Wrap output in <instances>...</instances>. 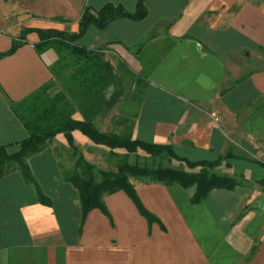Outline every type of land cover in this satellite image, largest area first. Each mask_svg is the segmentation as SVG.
Instances as JSON below:
<instances>
[{
  "label": "crops",
  "instance_id": "1",
  "mask_svg": "<svg viewBox=\"0 0 264 264\" xmlns=\"http://www.w3.org/2000/svg\"><path fill=\"white\" fill-rule=\"evenodd\" d=\"M46 1H60L63 10L41 13L36 0H11L18 7L0 15V53L24 29L76 32L84 7L97 11L110 3L129 13L135 7V0ZM144 6L141 21L90 26L76 43L104 49L112 67L108 55L114 52L132 69L129 59L135 62L133 56L154 49L150 42L164 39L154 60L169 47L147 74L131 137L169 145L189 162L227 156L212 174L237 186L211 190L190 204L194 187L129 178L160 225H148L122 191L102 197L106 215L93 209L80 225L77 192L60 175V168L74 169L73 153L57 134L25 159L47 206L18 172L0 178V264H264V0H145ZM37 41L36 33H27L13 53L0 58V146L8 154L26 137L8 101L46 84L56 60L52 50L37 54ZM140 67L136 63L130 71L139 74ZM112 115L118 117L117 106L104 117ZM73 119L81 117L75 113ZM99 120L92 123L101 131ZM71 138L78 154L100 170L109 150L78 131Z\"/></svg>",
  "mask_w": 264,
  "mask_h": 264
},
{
  "label": "trees",
  "instance_id": "2",
  "mask_svg": "<svg viewBox=\"0 0 264 264\" xmlns=\"http://www.w3.org/2000/svg\"><path fill=\"white\" fill-rule=\"evenodd\" d=\"M144 1L135 0L131 13L120 5L110 3L104 4L97 11L84 7L76 32L24 29L11 41L10 48L0 53V58L13 53L23 43L25 35L34 32L38 36V41L33 45L35 52L40 54L52 50L56 56V60L49 67L51 77L46 84L18 102L8 101V107L25 130L26 137L18 142V150L15 153L8 154L6 146H0V178L11 172H18L23 180L34 188L37 201L47 206L48 200L41 194L25 159L40 152L55 135L62 134L75 159L74 169L64 171L60 168V175L62 181L70 184L77 192L80 225L85 215L93 209H98L106 215L102 197L118 191L126 194L148 225L158 223L138 201L129 178L163 186L176 184L183 189L194 187L189 199L190 204L200 203L211 190L230 191L238 184L230 177L209 174L206 171L219 166L227 156L214 161L189 162L175 155L169 145L145 143L131 137L133 120L146 88L147 74L155 62L144 66L143 74L132 73L123 63L117 65L115 73L109 62L104 60V49L91 50L76 43L90 26L102 29L117 19L141 21L146 16ZM168 47L169 45H165L164 49ZM116 106V125L121 128L120 131L116 134L99 131L93 125V119L106 116ZM75 113L80 115V120L73 119ZM73 131H78L92 144L102 146L111 153L123 150L124 155H128L139 150L153 157L163 153L183 163L190 170L197 167L200 170L185 172L170 168L148 169L127 163L119 165L115 172L96 170L72 146Z\"/></svg>",
  "mask_w": 264,
  "mask_h": 264
},
{
  "label": "rangeland",
  "instance_id": "3",
  "mask_svg": "<svg viewBox=\"0 0 264 264\" xmlns=\"http://www.w3.org/2000/svg\"><path fill=\"white\" fill-rule=\"evenodd\" d=\"M22 3H25V2H22ZM17 7L18 5L16 3L12 4L11 0H0V15H6L11 10L17 9ZM35 8L38 12H41V13L43 11L58 13L63 10V6L61 5L60 1H55V2L53 1V3L51 4L46 0H36ZM164 42H165L164 39H157L155 41L150 42L149 47H154V49L153 50L144 49L142 54L140 53V54H137L136 56L132 55L135 62H133L132 59H129V64L132 66V69L128 65H126L127 68L129 70H133V68L136 66V63H139L141 67L140 69H138V73L143 74L145 70L144 66H150L153 63L154 56L158 55V53L161 51L162 45L164 44ZM108 57L112 61L114 72L116 73L117 65L122 63L123 60H121V58L114 52L113 54L109 53ZM115 118L117 117L113 115L109 119L105 118L104 116L101 117L99 120L100 130L104 132L114 133V134L118 133L121 128L116 125ZM108 120H110L109 123L107 122ZM72 156L74 157V155ZM101 160H102L101 161L102 164L98 165V169L108 171V172L115 171L116 168L122 163L136 165L138 167H146L148 169L170 168V169L182 170V171L188 169L183 163L177 162L176 160L171 159L170 157H168L167 155L163 153L153 157V156L146 155L139 150L136 153H131L128 155H124L123 150H115L112 153L108 151V153L106 154L104 153ZM199 170H200L199 167L191 169V171L193 172H199ZM206 171L207 173L211 174L212 172H217L218 169L214 167L212 169H206Z\"/></svg>",
  "mask_w": 264,
  "mask_h": 264
},
{
  "label": "built area",
  "instance_id": "4",
  "mask_svg": "<svg viewBox=\"0 0 264 264\" xmlns=\"http://www.w3.org/2000/svg\"><path fill=\"white\" fill-rule=\"evenodd\" d=\"M261 153H262V161H263V163H264V142L262 143V146H261Z\"/></svg>",
  "mask_w": 264,
  "mask_h": 264
}]
</instances>
